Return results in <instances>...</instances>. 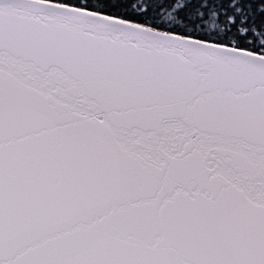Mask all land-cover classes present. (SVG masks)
<instances>
[{
	"label": "snow or ice",
	"instance_id": "snow-or-ice-1",
	"mask_svg": "<svg viewBox=\"0 0 264 264\" xmlns=\"http://www.w3.org/2000/svg\"><path fill=\"white\" fill-rule=\"evenodd\" d=\"M130 7L0 0V264H264V0Z\"/></svg>",
	"mask_w": 264,
	"mask_h": 264
},
{
	"label": "trees",
	"instance_id": "trees-1",
	"mask_svg": "<svg viewBox=\"0 0 264 264\" xmlns=\"http://www.w3.org/2000/svg\"><path fill=\"white\" fill-rule=\"evenodd\" d=\"M124 2H125L126 4L129 5L128 11H127V15H128L131 19H134V20H136V19H139V20H144V19H146L145 17L142 16L141 13L136 12L134 9H132V8L130 7V5H131L132 3H139L140 0H124ZM155 2H156V3H160V4H167V3L171 2V0H155ZM120 11H121V12H124V9H121ZM152 15H153V14H152L151 12H149L147 18H151Z\"/></svg>",
	"mask_w": 264,
	"mask_h": 264
}]
</instances>
